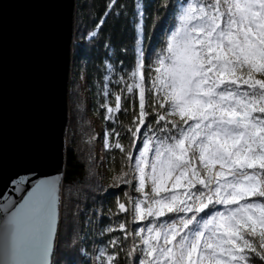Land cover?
<instances>
[{"label": "snow or ice", "instance_id": "6c2138e0", "mask_svg": "<svg viewBox=\"0 0 264 264\" xmlns=\"http://www.w3.org/2000/svg\"><path fill=\"white\" fill-rule=\"evenodd\" d=\"M150 5L107 0L89 34L133 28L131 64L105 59L98 93L123 197L65 218L59 177L39 179L0 206V264H61L69 220L70 264H264V0H159L151 49Z\"/></svg>", "mask_w": 264, "mask_h": 264}, {"label": "water", "instance_id": "95a60500", "mask_svg": "<svg viewBox=\"0 0 264 264\" xmlns=\"http://www.w3.org/2000/svg\"><path fill=\"white\" fill-rule=\"evenodd\" d=\"M75 4L0 0V206L39 179L63 184Z\"/></svg>", "mask_w": 264, "mask_h": 264}, {"label": "trees", "instance_id": "16d2710c", "mask_svg": "<svg viewBox=\"0 0 264 264\" xmlns=\"http://www.w3.org/2000/svg\"><path fill=\"white\" fill-rule=\"evenodd\" d=\"M106 2L107 0H76L75 4V28L68 92L69 122L66 130L65 172L62 184L64 201L62 216L65 218L70 216V211L74 209L77 200L83 201L80 204L81 208H84L87 203L106 211L114 207L115 195L123 197L120 189L110 187L114 171L118 173L121 168L119 157L116 156L115 160H110L106 149L109 182L108 185L102 182V162L98 153V144L103 136L99 134L98 126L92 118L96 116L104 130H107V124L102 118V110L98 109L102 99L98 93L104 75L103 62L110 56L109 62L123 61V66L131 64L134 46L133 28L130 26V21L123 17H109L98 36L90 39L89 34L103 16ZM158 3L159 0H151L148 9L150 19L147 46L150 49L159 46L162 31L169 21L168 12H157ZM105 43L110 45V52L104 48ZM122 49H128V52L125 53L121 51ZM120 66L117 64L118 68ZM127 122L125 120V123ZM99 188L107 189L103 200L100 199ZM93 195L96 196V201L91 199ZM70 223L69 220L61 226V240L65 242L58 250L61 264H70L72 255L67 250Z\"/></svg>", "mask_w": 264, "mask_h": 264}, {"label": "rangeland", "instance_id": "374dc122", "mask_svg": "<svg viewBox=\"0 0 264 264\" xmlns=\"http://www.w3.org/2000/svg\"><path fill=\"white\" fill-rule=\"evenodd\" d=\"M92 119L94 120V122L98 126L99 134L103 136V132L105 131L104 127L101 126V123H100V121L98 120V118L96 116H94ZM103 143H104V141L102 139L100 141V143L98 144V149H99L98 153H99V156L101 157V162H102V164H101V174H102L101 178H102V182H103V184L108 185L109 177L107 176L106 168L104 167V162H105V160H104V158H105L104 152H105V148L103 147Z\"/></svg>", "mask_w": 264, "mask_h": 264}, {"label": "built area", "instance_id": "2783aa9c", "mask_svg": "<svg viewBox=\"0 0 264 264\" xmlns=\"http://www.w3.org/2000/svg\"><path fill=\"white\" fill-rule=\"evenodd\" d=\"M104 155H105V152H104ZM104 160H105L104 165H106V157L104 158ZM106 173H107V176H108L107 167H106Z\"/></svg>", "mask_w": 264, "mask_h": 264}, {"label": "bare ground", "instance_id": "6f19581e", "mask_svg": "<svg viewBox=\"0 0 264 264\" xmlns=\"http://www.w3.org/2000/svg\"><path fill=\"white\" fill-rule=\"evenodd\" d=\"M68 92H69V87H68ZM69 111V110H68ZM104 167L106 168L107 166L106 165H104Z\"/></svg>", "mask_w": 264, "mask_h": 264}]
</instances>
